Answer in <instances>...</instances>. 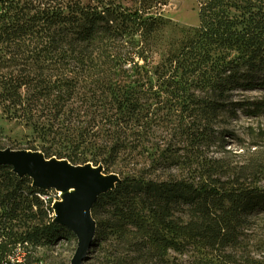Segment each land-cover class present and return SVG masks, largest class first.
I'll return each instance as SVG.
<instances>
[{
  "label": "trees",
  "instance_id": "1",
  "mask_svg": "<svg viewBox=\"0 0 264 264\" xmlns=\"http://www.w3.org/2000/svg\"><path fill=\"white\" fill-rule=\"evenodd\" d=\"M197 1L199 24L168 40V0H0V118L29 130L14 148L120 177L92 206L83 264H264L235 249L264 208V156L236 172L210 152L224 110L264 111L231 98L264 90V0ZM43 194L0 164V263L21 243V264H36L26 242L75 235Z\"/></svg>",
  "mask_w": 264,
  "mask_h": 264
},
{
  "label": "rangeland",
  "instance_id": "2",
  "mask_svg": "<svg viewBox=\"0 0 264 264\" xmlns=\"http://www.w3.org/2000/svg\"><path fill=\"white\" fill-rule=\"evenodd\" d=\"M127 1L132 3L131 0ZM159 11L166 17L172 19L164 31V36L168 40L181 38L187 28L197 26L200 22L199 3L197 0H168V3L160 7ZM231 98L240 101L260 99L264 98V90L260 88L238 89L233 92ZM0 122L4 125L7 134V138L3 140V143L7 146L5 149L14 150L16 149L14 147H23L26 145L27 138L24 137V135L26 132H29V130L24 129L23 126L15 122H9L3 118H0ZM215 126L218 130V141L211 147V154L223 157L224 162L230 168L236 170V172L240 171L242 165H247L249 167L248 170L252 171L253 164L259 162L262 156H264V111L251 114L242 108L230 107L220 114ZM222 136H224L225 140L223 145L219 144V138ZM256 185L264 188V177L260 182H257ZM44 189L46 190V194H50L54 197V201L58 198V192L55 187ZM53 203V212L51 216L55 220L56 216L54 214ZM246 217L248 223L244 228L242 242L235 249H240L239 253L244 256L250 252V254L258 258H263L264 208L250 212ZM78 245L79 237L76 233L72 237H65L57 240L51 246H39L37 249H33L31 243H26V246L30 248V250L35 251L33 255L42 259L47 264H56V261L61 258L66 261V264H71L78 249ZM26 250L24 245L18 243L14 248L15 254L9 257V260L12 263L26 261ZM173 255H177L179 260L185 264H189L190 260L193 258L192 253H173ZM10 263L8 260H2L0 264Z\"/></svg>",
  "mask_w": 264,
  "mask_h": 264
},
{
  "label": "water",
  "instance_id": "3",
  "mask_svg": "<svg viewBox=\"0 0 264 264\" xmlns=\"http://www.w3.org/2000/svg\"><path fill=\"white\" fill-rule=\"evenodd\" d=\"M33 151L21 149H0V164H11L14 167V171L18 172L19 174L20 171L23 172L20 175H29L32 178V176L30 175L32 174L33 176L39 177L50 187H81L82 194L68 205V208L64 214V218L67 223L63 222L62 224L67 225L76 234L77 232H79V245L71 264H83L86 257L88 256L89 249L92 245V241L96 233L97 223L92 216V206L94 202L98 199L100 193L112 187H107L98 184V182L93 177H91L90 174L86 171L69 170L65 172H59L53 169H49L43 166L42 163L28 156V152ZM41 153L43 158H49L46 157L43 152ZM56 158L65 159L68 166L76 168L84 167L88 164L91 167L96 166L91 162L85 164H74L66 158ZM101 166L103 169V165ZM119 179L120 177L117 179V181ZM116 182L114 183V186Z\"/></svg>",
  "mask_w": 264,
  "mask_h": 264
},
{
  "label": "bare ground",
  "instance_id": "4",
  "mask_svg": "<svg viewBox=\"0 0 264 264\" xmlns=\"http://www.w3.org/2000/svg\"><path fill=\"white\" fill-rule=\"evenodd\" d=\"M28 156L33 158L34 160L42 163L43 166L53 169L55 171L59 172H65V171H86L90 174L91 177H93L98 184L107 186V187H113L114 183L117 181L118 174L115 172L111 173H105L102 169L101 165L91 167L89 164L84 167H72L68 166L65 159H57L56 157H49L48 159L43 158L42 153L40 151H33L28 152ZM23 172L20 171V174ZM32 176V179L34 180L33 184L36 186H40L42 188H49L44 181H42L39 177ZM58 192V198L54 201L53 207H54V214L56 216V220L58 222H66L64 218V214L68 208V205L74 201L77 197H79L82 194V189L79 186H69V187H56ZM78 237L80 238L79 232H77Z\"/></svg>",
  "mask_w": 264,
  "mask_h": 264
},
{
  "label": "built area",
  "instance_id": "5",
  "mask_svg": "<svg viewBox=\"0 0 264 264\" xmlns=\"http://www.w3.org/2000/svg\"><path fill=\"white\" fill-rule=\"evenodd\" d=\"M41 197H42L45 201H47V199H50L52 196H51L50 194H43V195H41ZM26 243H27V242H26ZM26 243H25V244H26ZM18 262H19V263H18ZM18 262H13L12 264H21L20 261H18ZM36 264H47V263L41 259V260H39Z\"/></svg>",
  "mask_w": 264,
  "mask_h": 264
}]
</instances>
